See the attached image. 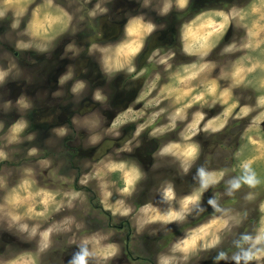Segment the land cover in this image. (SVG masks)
Masks as SVG:
<instances>
[{
  "label": "flooded vegetation",
  "instance_id": "1",
  "mask_svg": "<svg viewBox=\"0 0 264 264\" xmlns=\"http://www.w3.org/2000/svg\"><path fill=\"white\" fill-rule=\"evenodd\" d=\"M93 1H80L79 13L77 9L73 11L74 4L69 7L74 16L72 21L78 24V29L73 34L65 33L67 30L61 34L54 33L46 44L33 47L20 44L21 36L10 28L7 19L0 17V55L5 58L2 61L5 75L0 81V97L2 105H6L1 106L0 117L9 119L7 129L19 123H27L26 128L24 127L18 135L21 154L17 158L22 162L24 155H29V151L35 149L37 152L31 155V158L38 161L42 155L40 151L48 149L43 156L50 161L52 170L53 166L58 164V177L70 174V170L65 169V166L73 168L76 171L75 183H70L69 186L80 185V188L83 187L82 189L88 192L94 191L98 198L99 183L88 186L81 181L83 176L94 170V163L103 159L101 156L105 151V154L113 155L109 162L124 163L128 169L139 170L141 176L136 182L133 195L124 199L133 210L130 217L132 221L122 220L113 226L120 230L125 228L123 239L120 235L113 237L123 244L120 246L122 253L113 257L109 264H132L133 259L139 260L138 264H159L161 257L172 250V245L177 240L182 239L186 232L207 221L209 215H212V207L207 206L211 193L226 194L224 201L235 203L242 202L239 200L241 195L246 197V203L249 196L257 198L255 210L250 212L249 220L254 223L258 218L256 206L259 193L247 185H242L232 196L227 194L229 188L222 189L223 185L229 187V181L239 176L232 172L235 163L233 154L238 149L236 139L241 136L244 126L234 139L230 138L231 128H238L241 124L232 127V123H228L226 129L219 134L200 131L193 137V141L201 147V158L197 165L185 173L178 159L160 155V150L169 142L182 141L181 132L187 125L185 123L191 117L192 111L198 110V106L187 109L190 114L186 119L178 120L177 131L159 135L154 133L152 126H146L137 136V123L140 122L132 117L127 118L129 109L132 112L140 111V108L145 106V99L150 100L155 96L157 85H167L182 76L197 79V76L192 78V74L195 73L199 62L214 63L223 59L230 62L231 56H228L226 44L234 37L236 31L241 32V26L230 22L226 27L224 40L211 46L202 56L195 53L192 43L185 38L186 26L204 15L200 14L201 12L222 11L228 15L232 7L237 8V11L243 10L249 0H187L183 8L177 0H170L171 4L167 7V0H106L99 4V7H96L97 0L96 3ZM79 15L82 18L79 19ZM140 20L143 24L150 23L154 27L150 34L143 37L144 48L132 62L135 71L130 72L128 66L120 70L106 68L103 53L99 49L114 47L123 42L126 38L125 29H135ZM73 24L71 23L70 28ZM94 45L96 47H93ZM7 53L13 57V62ZM78 83L83 86L73 91ZM220 107L219 105V108L209 110L208 113L213 114ZM166 111L170 113L169 109ZM87 119L93 124V131H89ZM113 121L117 122L116 127H113ZM63 127L66 129L65 135L54 138V130ZM93 135H99L98 141L87 145L89 137ZM46 139L51 142L47 143ZM218 145L223 149H217ZM163 156L172 158L174 163H167ZM199 165L225 169L228 176L225 174L219 184L202 193L200 204L190 209L191 214L186 219L170 224L161 221L143 223L145 221L141 220V209H145V206L155 209L154 213L177 209L175 202H181L184 196L199 188L198 178H194L195 169ZM108 181L113 187L112 198L116 199L120 195V174ZM218 185L219 189L216 188ZM169 186L173 189L176 199L165 204L164 190ZM224 204L221 207H224ZM252 207L246 206L241 210ZM105 209L102 205V211L109 213ZM101 226L102 224L98 223L97 229ZM243 231L241 228L236 232V243L233 241L231 244L228 242L231 239L225 238L210 247V251L197 256L209 257L208 260H188V263L216 264L218 259L222 261L231 258L234 255L231 254L233 248L236 249L235 253L238 252L237 245L241 243L240 233ZM140 240L137 251L143 252L142 256L139 253L133 255L130 249ZM72 256L73 253L66 250L64 257L67 262ZM89 264H94L91 258Z\"/></svg>",
  "mask_w": 264,
  "mask_h": 264
},
{
  "label": "rangeland",
  "instance_id": "2",
  "mask_svg": "<svg viewBox=\"0 0 264 264\" xmlns=\"http://www.w3.org/2000/svg\"><path fill=\"white\" fill-rule=\"evenodd\" d=\"M80 1L82 3H90L92 0H52L51 6H49L48 0H11V3H5V0H0V10L4 11V16L1 18L7 19L10 23V28L16 30V33L21 36L19 39L22 43L20 44L25 47H33L38 44H46L54 33L61 34L64 30H67L65 33L69 32L73 34L78 29V24L72 21L74 16L73 13L69 11V7L74 4L72 7L73 11L77 9V13H79L80 5L78 3ZM95 1L96 0L93 2ZM105 1L106 0H97V5ZM166 2V7L171 4L170 0ZM254 8L257 10L256 12H253ZM60 10H63V12H66L68 16L71 17L66 25L63 23L59 25L50 37L33 34L38 30L30 25V21H33L37 15L41 18L46 14L53 17L61 15ZM241 10L242 9L237 11V8L232 7L231 13L228 15L222 11L200 13L204 14L200 16L203 18V21H215L214 28L217 30L208 41L210 48L220 40H224V34H226L225 30L230 22L235 26H241V32L240 30L236 31L233 34L234 37L226 44L228 56H231L230 62H227L226 59L221 61L216 60L214 63L199 62V66L197 65L194 70L195 73H198L196 75L197 79H188L182 76L178 80H173L167 85H157V89H155L154 92L156 97L154 96L150 100L146 98L145 106L141 107L140 111L128 112L130 114L127 115V118L134 116L135 118L133 119L140 122L137 123L139 127L141 125L144 127L152 126L154 133L159 135L166 132L177 131L178 120H184L187 115L190 114L187 109H191L189 107L198 106V110L192 111L190 114L191 117L185 123V125H187L183 128L181 134L186 131L189 125L193 123L196 117L201 113L204 115V120L200 124L201 129H203L204 123H207L214 117L219 116L223 119L222 113L228 107L227 95L223 97V101L221 99H216L215 102H213L212 97H206V103L196 100V97L201 92H205L207 88L215 82L218 85L217 97H219L222 92L228 91L231 97L229 103L232 101H239L242 106L248 105L255 109L249 116L242 119L237 120L232 117L228 119V123H232V127L237 124L242 125L238 128H231L232 135H230V138H237L238 132L243 126L241 136L244 135V130L252 124L253 117L258 115L261 111H264V108L257 107L258 99L264 96V21L260 20V17L264 15V5H261L260 0H249V3L242 11ZM218 13H223L224 16H227L226 24H224V16H220ZM78 18L80 19L82 16L79 15ZM17 19L19 23L18 26L14 28L12 25ZM63 19L62 17V20ZM71 23L74 24L70 28ZM222 24L224 26L220 27ZM134 30L138 33L143 31L138 25L135 26ZM192 46L194 47L195 53L201 56L210 49L201 48L199 44L196 43H192ZM7 54L10 61L13 62V57L10 53ZM219 54L222 55L221 53ZM4 59V56L0 55V73L5 75V72L2 70V61ZM205 65L207 67H202ZM213 72H215V75L212 74ZM161 97H163L162 100ZM182 99H185V101H181ZM2 102L0 97V109L1 106L6 107V105H2ZM219 105L221 107L217 112L213 114L208 113L209 110L219 108ZM166 109H169L170 113H168ZM180 109H182V112L177 115ZM157 113H159V115H156ZM234 115L235 113H233V116ZM8 120L9 119L0 117V150L6 152L8 157L7 160L0 161V264H9V261L18 258L23 259L27 264H32L33 261L35 264H68L64 257L66 250L74 254L79 250L78 246L81 245L82 241L94 232L98 235H106L108 237V242L114 243L118 248V252L115 256H120L122 253V251H120V246L123 244L115 240V238L113 239V237H115V235H120V238L123 239L125 237V228L120 230L113 226L122 220L127 219L132 221L130 218L132 214L124 217L120 215L113 216L110 211L109 213H105L102 211V204L94 191L88 192L86 189H82L83 187L80 188V185H78V187L69 186L70 183H75L76 171L73 168L70 169L68 166H65V169L70 170V174H65L64 177H58L56 173L58 164L53 166L54 168L52 170L49 166L50 161L43 156L48 152V149L40 151L42 155H40L41 158H39L38 161L32 159L31 155L27 154V156L24 155V161L20 162V159L17 158V156L21 154L18 146L20 136L18 135L21 134L24 127L26 128L27 123H24V125L22 123L14 125L20 126V130L14 132V126L7 129ZM173 120L175 121V127H170ZM86 123L89 131H93L94 128L92 127L93 124L90 122V119H87ZM65 130L64 127L55 129L53 137H63L65 135ZM202 131L203 130H201V132ZM250 134L256 136L258 141L264 139V123L262 122L259 125L258 134L256 132ZM98 136L93 135L89 137L87 145L96 143L99 138ZM241 136L236 139L238 148H240L241 144L246 143V141L241 140ZM49 140L46 139V142L50 143L51 140ZM174 142L176 141L169 143ZM232 147H234V145H232ZM216 148L220 149L221 146L218 145ZM222 149L223 148H221V150ZM254 151L257 163L253 165V168L257 174V178L261 181V183L254 188V191L259 193L257 195L259 196L257 208L260 201L264 200V151H262L259 146H255ZM36 152L35 150L34 154H36ZM105 153L101 156L103 159L100 162H109L110 158L113 157V155ZM247 154L246 150L245 155ZM88 157L90 158L91 156L88 155ZM163 157L166 159L167 163H174L171 160L172 158L167 156ZM241 159H243V157H241ZM218 163H220V161ZM239 163L240 160L235 158V163L232 167V172L238 175L241 174L238 167ZM97 166H99V164L94 163L93 169ZM83 174L85 175L86 173ZM226 175L228 176L227 173ZM231 176L232 173H230V177ZM112 177H118V173L110 174L105 179L109 180ZM84 178L85 176L82 177V179ZM96 183L99 182L97 180H89L86 185H96ZM219 187L218 185L216 188L219 189ZM228 188V185H223L222 187V189ZM111 189H113L112 186L110 190ZM76 192H79L80 196L76 199H71L72 194ZM209 197V199H214L219 207L225 203L224 207H221L222 209L230 208L240 210L241 212L247 211L249 213L255 210L254 206L257 200L255 197H253L255 199L252 198L251 200L247 198L246 203V197L241 195L239 200L242 202H229L224 201L226 194L220 195L219 193H215L214 195L211 193ZM117 199L124 200L125 197L119 195L116 199L110 198L103 206H113ZM163 200L165 204L170 203V201H166L164 197ZM44 201L48 202L47 205L43 203ZM179 203L181 202L174 203L177 209L180 207L178 206ZM57 205H59L58 209ZM124 206L131 207L126 202H124ZM207 206L210 207L211 205L207 204ZM246 206L253 207L248 210H241ZM192 207L194 206H190V209ZM169 210L170 209L161 210L158 213L166 214ZM141 211L143 217V219H141L142 221H147L150 216L157 214L151 210L146 211L145 209H141ZM40 213H43V215H40ZM69 217H75L76 223L80 225L79 229L73 227L71 232L64 230L65 224L63 221ZM209 218L210 215L206 220ZM98 223L102 224L99 229H97ZM33 228L36 229L35 234L33 233ZM47 228L52 230V234L48 241H44L42 233ZM236 232H238V230L225 231L219 235L218 239L208 237L202 243H207L211 245L210 247H214L220 241L228 238L227 240L231 239V241L228 242L233 244V241L236 243L234 240L237 238ZM188 233L189 231L186 232V234ZM141 240L137 241L133 249H130L133 255H138L139 251H137V245ZM45 243H47L48 246L41 251L40 248ZM89 247L91 248V245H89ZM210 247L203 250L190 251L186 259L179 253H173L172 250L167 254L165 253L166 255L161 258H171L173 259V264H189L188 260L190 262L194 260L200 261L202 259L208 260L209 257L197 256L205 254L207 250L210 251ZM235 251L236 249L233 248L231 254H236ZM142 253H139V255L142 256ZM91 259L94 264L110 263V260L103 262L96 257H92ZM131 263L138 264L139 260L133 259ZM216 264H234V261L231 258L223 259L222 261L218 259Z\"/></svg>",
  "mask_w": 264,
  "mask_h": 264
},
{
  "label": "clouds",
  "instance_id": "3",
  "mask_svg": "<svg viewBox=\"0 0 264 264\" xmlns=\"http://www.w3.org/2000/svg\"><path fill=\"white\" fill-rule=\"evenodd\" d=\"M5 3H11V0H5ZM52 0H48L49 6H51ZM177 3L181 8H183L187 0H177ZM261 5H264V0H260ZM99 7V5H97ZM38 11V10H37ZM257 10L254 8L253 12ZM61 15L55 17L51 15H44L42 18L36 16L33 21H30V25L37 29L34 35H42L44 37H50L54 33L59 25L62 23L66 25L67 21L71 19L70 16L63 10H60ZM93 15L95 13H92ZM220 16H224L223 13H218ZM4 16V11L0 10V17ZM62 17L64 18L62 20ZM261 21H264V15L260 17ZM19 20L17 19L13 23V27H17ZM227 23V16H224V24ZM138 27L142 28V32H137L134 29L126 28V39L120 44L107 48H100L99 51L103 53V61L108 69L120 70L125 66H128L129 71H135L132 67V62L141 53L144 48L143 37L150 34L153 30L152 24H143L140 20L137 22ZM215 21L207 20L203 21V18L198 17L196 20L192 21L186 26L185 38L190 40L191 43L199 44L201 48L209 49V39L214 35L217 30L214 28ZM224 25H220L223 27ZM212 29V30H208ZM93 47H96L95 45ZM189 50H191L189 48ZM163 63V61H162ZM202 67H207L202 66ZM198 73H193L192 78ZM3 73H0V79H3ZM63 83V79L61 80ZM82 84H77L73 91H77L81 88ZM218 85L213 82L205 92H201L196 100L206 103V97H212L213 102L216 99H221L225 95L228 96V107L222 113L223 119L217 116L204 123L203 129H201L200 124L204 120V115L199 114L193 123L189 125L184 133L181 134L182 141L169 143L164 148L160 150V155L173 156L180 161L181 167L184 172H189L194 165H197L201 158V147L198 143L193 141V137L197 136L198 133L203 130L204 132H210L219 134L222 133L227 125L229 117L233 119H242L249 116L250 113L255 111L253 107L248 105H241L239 101H232L229 103L231 97L228 91H224L217 97ZM99 98V96H97ZM158 103V101H157ZM257 107L264 108V96L258 99ZM238 109V110H237ZM129 112L132 110L129 109ZM182 112L180 109L177 115ZM233 113L235 115L233 116ZM156 115H159L157 113ZM132 118H135L134 116ZM264 122V111H261L258 115L253 117L252 124L244 130V135L241 136V140L246 141V143L241 144L240 148L233 154L234 158L240 160L238 167L241 174L229 181V189L227 194L232 196L236 190H239L242 185H247L249 188L257 187L261 181L257 178V174L253 168V165L257 163L255 159L254 147L259 146L262 151H264V139L257 140L256 136L250 133L256 132L258 134L259 125ZM117 122L113 121V127H116ZM141 125L136 132L138 136L140 131L143 129ZM170 127H175V121L173 120ZM20 126H14L13 131L18 132ZM11 142V141H10ZM247 150V155L245 151ZM35 153V149L31 150L29 155ZM243 157V159H241ZM7 153L0 150V161L7 160ZM207 159L205 163H207ZM99 166L87 174L85 178L81 181L82 184H87L89 180H97L99 182V199L100 203L104 205L110 198L113 197V192L110 190L111 184L105 178L110 174H120V187L118 188V193L123 197H131L135 191L136 182L140 180V172L138 169H128L124 163H112V162H98ZM226 174L225 169H212L206 168L204 165H199L195 169V177L198 178L199 188L184 196L181 201L179 209H170L166 214H159L150 216L145 223H155L161 221L166 224H170L176 221H182L186 219L188 215L191 214L190 206L199 205L201 202V195L209 187L219 184ZM80 196L79 192L73 193L71 199H76ZM164 198L166 201H172L176 199L175 193L171 186L164 190ZM248 199H252L251 196ZM47 205V201L43 202ZM209 205L212 207V215L210 218L189 230V233L185 235L184 238L177 240L172 245V252L179 253L183 258H187V254L190 251L203 250L211 245L207 243H202L208 237L218 239L219 235L225 231L244 229L240 233L241 243L237 245L238 252L234 254L231 259L234 264H264V200H261L258 205V218L254 223H249L250 213L247 211L241 212L240 210H234L230 208L222 209L219 207L214 199H209ZM59 205H57V209ZM110 211L113 216L120 215L127 217L132 214L131 207L124 206V200L117 199L115 205L108 206L105 209ZM145 210L156 211L155 209H149L145 206ZM219 214V215H218ZM43 215V213H40ZM65 224V231L71 232L73 227L77 229L80 225L76 223L75 217L66 218L63 221ZM26 227V226H25ZM36 229L33 228V233L35 234ZM52 234V230L47 228L42 233V238L44 241H48ZM91 245V248L89 247ZM48 245L43 244L40 248L41 251L44 250ZM79 250L75 252L72 258L68 261V264H89V260L92 257L98 258L100 261L107 262L111 260L118 252V248L114 243L108 242V237L106 235H98L97 233H92L89 237L85 238L81 245L78 246ZM9 264H27L23 259H16L9 261ZM32 264H35L33 261ZM159 264H173V259L161 258Z\"/></svg>",
  "mask_w": 264,
  "mask_h": 264
}]
</instances>
